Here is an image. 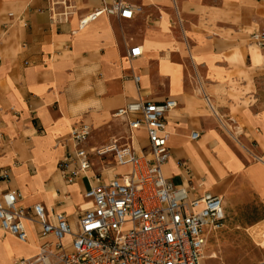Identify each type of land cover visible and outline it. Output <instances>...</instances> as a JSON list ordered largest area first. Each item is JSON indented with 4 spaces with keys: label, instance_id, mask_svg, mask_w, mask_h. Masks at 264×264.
<instances>
[{
    "label": "crops",
    "instance_id": "0c3cea01",
    "mask_svg": "<svg viewBox=\"0 0 264 264\" xmlns=\"http://www.w3.org/2000/svg\"><path fill=\"white\" fill-rule=\"evenodd\" d=\"M126 1L142 11L72 33L76 16L51 21L49 0H0V194L16 192L22 207L41 202L75 226L97 176L122 170L93 157L91 171L66 183L58 161L74 149L71 128L90 127L91 151L126 131L112 115L118 108L171 99L163 175L220 196L224 212L264 209V48L251 39L264 31V0ZM76 4L87 13L100 2ZM133 46L142 52L131 58ZM136 135L135 148L145 147L144 132ZM38 243L34 232L23 243L0 227V264L35 255Z\"/></svg>",
    "mask_w": 264,
    "mask_h": 264
},
{
    "label": "built area",
    "instance_id": "2783aa9c",
    "mask_svg": "<svg viewBox=\"0 0 264 264\" xmlns=\"http://www.w3.org/2000/svg\"><path fill=\"white\" fill-rule=\"evenodd\" d=\"M76 1L49 0L51 21L76 16L72 33L102 16L131 19L142 11L126 0H99L98 7L81 13ZM251 39L264 48V31L253 33ZM141 52L133 46L128 57ZM176 105L171 99L125 104L112 114L124 123L125 141L117 139L91 151L85 147L90 127L81 123L71 128L74 149L58 161L66 183L91 171L93 157L104 161L111 156L125 169L108 181H103V173L97 176L100 181L83 193L85 202L79 206L75 226L61 212L49 217L41 202L22 207L16 192L1 193V229L23 243L33 232L39 240L35 255L13 264H202L209 235L223 228L225 212L220 196L176 186L162 173L170 156L166 117ZM138 131L144 132L147 145L136 149ZM195 137L197 133H192Z\"/></svg>",
    "mask_w": 264,
    "mask_h": 264
},
{
    "label": "rangeland",
    "instance_id": "374dc122",
    "mask_svg": "<svg viewBox=\"0 0 264 264\" xmlns=\"http://www.w3.org/2000/svg\"><path fill=\"white\" fill-rule=\"evenodd\" d=\"M261 102L264 103V79L259 86ZM122 126L125 129L124 123ZM125 132L118 142L125 141ZM108 165H115L111 156L104 160ZM100 163H96L99 166ZM121 170H125L120 167ZM202 205L196 207L199 209ZM225 207L224 227L209 235L205 255L216 253L217 258H205L202 264H264V247L259 246L252 238L254 232H264L263 207L253 202L247 205ZM29 256V255H28ZM27 257V256H23Z\"/></svg>",
    "mask_w": 264,
    "mask_h": 264
},
{
    "label": "bare ground",
    "instance_id": "6f19581e",
    "mask_svg": "<svg viewBox=\"0 0 264 264\" xmlns=\"http://www.w3.org/2000/svg\"><path fill=\"white\" fill-rule=\"evenodd\" d=\"M252 238L253 240L256 242V244H258L259 246L264 247V232H254L252 233ZM217 258V254L216 253H211L208 256L204 255L203 259L205 258Z\"/></svg>",
    "mask_w": 264,
    "mask_h": 264
}]
</instances>
